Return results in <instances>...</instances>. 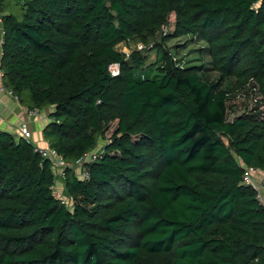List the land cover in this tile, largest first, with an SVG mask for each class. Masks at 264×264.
Returning a JSON list of instances; mask_svg holds the SVG:
<instances>
[{
	"label": "trees",
	"instance_id": "16d2710c",
	"mask_svg": "<svg viewBox=\"0 0 264 264\" xmlns=\"http://www.w3.org/2000/svg\"><path fill=\"white\" fill-rule=\"evenodd\" d=\"M19 3L2 17L3 81L50 108L43 136L69 165L56 175L0 130V264H264V204L243 182V164L264 172V108H228L246 87L264 107V0ZM184 36L201 63L168 44ZM152 39V63L118 50ZM60 177L70 205L54 194Z\"/></svg>",
	"mask_w": 264,
	"mask_h": 264
},
{
	"label": "rangeland",
	"instance_id": "374dc122",
	"mask_svg": "<svg viewBox=\"0 0 264 264\" xmlns=\"http://www.w3.org/2000/svg\"><path fill=\"white\" fill-rule=\"evenodd\" d=\"M12 1V12L18 16L21 15V6H20V0H11ZM175 21H176V16L174 13H171L170 16L168 17V21L163 25V27L161 28V30L159 31V33L157 34V40H161L163 35H166L172 31H174L175 28ZM188 41V36H184L180 39H175V40H171L168 42V44L171 45H176V44H181L180 45V54L178 55V57H182L184 58L186 62L188 61H195L196 64L201 63L199 61V55L196 54L194 51V47H196L197 45H193L190 47L186 46V43ZM154 41L153 39L151 40L150 44H144L142 41L139 40H129L127 42H123L120 43L118 45V50L126 53V55L130 56L135 50L141 51V53L144 55L145 59H146V63H152L156 60L157 58V48L154 45ZM209 60V57H205L204 56V61ZM207 78L210 79H216L218 78V74L214 71H209L208 74L206 75ZM233 83V79L227 80L225 82V88H229ZM27 96V97H26ZM24 98H28L27 92L24 95ZM260 100H261V96L258 95V92L256 91H251L250 87H246V88H241L238 89L237 91L230 93L229 95V100H228V108H229V118L232 119L235 116L242 114L245 112V110L247 111H253L254 109H259L260 111L263 110V106H260ZM50 108H44L42 109L43 112H48ZM113 128H111L107 134L106 137H103L97 148L95 150H93L94 152L97 153H102L103 151V145H104V141L110 137L111 133H112ZM73 167L77 169V165L73 164ZM65 167H61V169L55 170V173L58 176H62V172L63 169ZM262 173H259V175H257L259 178L262 177ZM60 187H63L62 185H59ZM67 196V194H66ZM68 197V196H67Z\"/></svg>",
	"mask_w": 264,
	"mask_h": 264
},
{
	"label": "crops",
	"instance_id": "0c3cea01",
	"mask_svg": "<svg viewBox=\"0 0 264 264\" xmlns=\"http://www.w3.org/2000/svg\"><path fill=\"white\" fill-rule=\"evenodd\" d=\"M11 0H0V13L3 17L13 10ZM4 29L3 21H0V130L9 131L15 136H20L19 128L23 122L28 123V127L32 132V138L30 141L39 146L46 147L48 142L43 136V130L45 126L50 122L49 111H39L38 115L32 116L29 113V107L26 103L21 102V99L17 100L13 95L9 93L5 87L3 81V71L1 70L2 59V31ZM63 184V177H60L57 181V185ZM60 189L62 187L58 186ZM65 192V190H63Z\"/></svg>",
	"mask_w": 264,
	"mask_h": 264
},
{
	"label": "built area",
	"instance_id": "2783aa9c",
	"mask_svg": "<svg viewBox=\"0 0 264 264\" xmlns=\"http://www.w3.org/2000/svg\"><path fill=\"white\" fill-rule=\"evenodd\" d=\"M0 21H3L1 13H0ZM4 35H5V30L3 29L2 42H1L2 44L4 41ZM109 71L113 76L118 75L120 73V64L117 62L111 63L109 65ZM3 89L6 90L8 88L3 87ZM9 93L13 95L15 99L19 100V96L16 93H14L12 90H9ZM39 111L40 110L38 108L29 109V113L32 116L38 115ZM19 134L30 141V139L32 138V132L28 127V123L23 122L21 124L19 128ZM35 151L42 154L43 157L51 159L54 165V171L55 170L59 171L61 167H65L64 169H66V167L69 165L60 156H58L57 151L52 147H50L49 145L46 147L36 145ZM98 156L99 153L91 151L85 155V161L95 160ZM243 167H244L243 182L247 185H251L257 191V196L259 200L264 204V172L254 166H250L246 164H243ZM259 173L263 174L261 178L257 176L259 175ZM83 177L85 178L90 177V172L88 169L87 170L85 169L83 171ZM54 194L56 198L60 199L64 204L70 205L72 203V200L66 196L65 192L62 189L58 187L57 182H55L54 185Z\"/></svg>",
	"mask_w": 264,
	"mask_h": 264
}]
</instances>
